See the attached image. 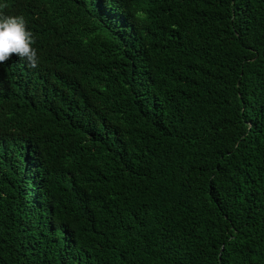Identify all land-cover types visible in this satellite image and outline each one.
I'll use <instances>...</instances> for the list:
<instances>
[{
	"label": "trees",
	"instance_id": "1",
	"mask_svg": "<svg viewBox=\"0 0 264 264\" xmlns=\"http://www.w3.org/2000/svg\"><path fill=\"white\" fill-rule=\"evenodd\" d=\"M0 3V264H264V0Z\"/></svg>",
	"mask_w": 264,
	"mask_h": 264
},
{
	"label": "clouds",
	"instance_id": "2",
	"mask_svg": "<svg viewBox=\"0 0 264 264\" xmlns=\"http://www.w3.org/2000/svg\"><path fill=\"white\" fill-rule=\"evenodd\" d=\"M6 7V3H0V10ZM34 44L35 37L27 29L22 15H3L0 12V64L16 56L25 60L28 67H38L40 57Z\"/></svg>",
	"mask_w": 264,
	"mask_h": 264
}]
</instances>
